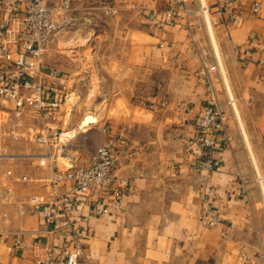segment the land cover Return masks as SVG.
Instances as JSON below:
<instances>
[{"label":"crops","instance_id":"0c3cea01","mask_svg":"<svg viewBox=\"0 0 264 264\" xmlns=\"http://www.w3.org/2000/svg\"><path fill=\"white\" fill-rule=\"evenodd\" d=\"M255 1L262 3L259 12L252 10ZM234 2L236 19L212 13L226 81L209 68L213 48L204 27L190 30L182 19L163 29L151 19L166 0H71L68 17L75 24L91 21L86 34L93 58L81 61L98 68V96L110 99V107L98 121L72 108L71 152L47 166L39 158L49 147L29 136L40 124L36 117L24 116L32 130L25 129L22 138L4 135L9 126L0 127V192L13 190L0 201V264H41V248L61 252L68 233L61 226L69 217L83 226L81 264H264V187L254 166L264 174V0ZM113 3L118 14H103ZM59 74L61 87L70 91L71 76ZM83 76L90 88L92 71ZM180 102L196 109L217 104L224 112L231 140L219 137L223 149L201 155L213 158L212 170L192 168L197 154L183 157L196 128L193 114L178 109ZM108 140L129 145L115 172L132 185L122 194L119 212L97 217L89 198L50 181L64 159L68 167L89 164ZM65 194L70 199L59 205L58 227L52 229L45 224L48 204ZM33 196L38 203L30 201ZM209 207L222 218L213 227L200 222L201 211Z\"/></svg>","mask_w":264,"mask_h":264},{"label":"built area","instance_id":"2783aa9c","mask_svg":"<svg viewBox=\"0 0 264 264\" xmlns=\"http://www.w3.org/2000/svg\"><path fill=\"white\" fill-rule=\"evenodd\" d=\"M234 0H166V6L160 11L151 13V19L160 28L184 23L190 30L196 26L204 27L213 48L209 68L223 75L222 57L214 46L213 27L218 21L212 17L214 11L221 14H233ZM261 1H255L252 10L259 12ZM72 11L71 0H61L53 6L44 0H0V127L9 126L4 135L22 138L27 128L24 116L36 117L40 124L34 129V140L49 147L40 156V165L54 163L58 155L68 150V145L76 134L71 129L64 130L62 112L67 101V89L61 87L59 70L55 67L45 68L43 53L49 44H53L57 36L75 23L68 17ZM115 6L107 12H116ZM224 76V75H223ZM228 103L237 116L236 100L227 86ZM64 86V85H63ZM62 88V89H61ZM178 109L193 114L196 134L186 141L184 158H194L192 168L196 170H212L213 158H202L206 151L223 149L218 140L230 141L224 112L217 104H202L198 109L185 102L178 103ZM65 111V110H64ZM5 118V119H4ZM4 119V121L2 120ZM2 120V121H1ZM59 125H56V123ZM196 149H195V148ZM201 152V153H200ZM203 152V153H202ZM130 147L125 142L108 140L100 145L91 161L86 165L60 168L54 172L50 183L56 187H69L70 192L89 198L94 216L102 217L122 209V194L131 188V179L116 174V166L120 157L129 155ZM8 175L13 176L9 171ZM22 180L27 177L23 176ZM12 188L7 187L0 192V201L12 195ZM69 195L61 196L56 202L48 204L45 224L56 229L58 227V207L69 201ZM38 203V197L30 199ZM88 217L83 218L87 221ZM222 221L221 216L211 207L204 208L200 214V222L213 227ZM68 230L65 235L63 250L54 253L49 248L38 250V261L41 264H81L79 256L83 250L84 230L76 217H69L64 225Z\"/></svg>","mask_w":264,"mask_h":264},{"label":"rangeland","instance_id":"374dc122","mask_svg":"<svg viewBox=\"0 0 264 264\" xmlns=\"http://www.w3.org/2000/svg\"><path fill=\"white\" fill-rule=\"evenodd\" d=\"M95 4L98 5V2H95L94 6ZM106 6H115V9H117V11L107 12V9L109 8L108 7L107 9L103 10V14H118V8L114 3ZM92 10L98 11L99 9L94 8ZM96 14L100 13L96 12ZM89 29H91V21L85 20L84 22L74 24L72 27L63 30L57 36L55 42L53 44H49L43 53V59L47 66L55 67L62 72H66L69 77L71 76V80L68 81L70 91L67 90V93H70V95L67 97V103L65 105L68 111V117L64 119L63 125L64 130L71 129V134L76 133V130H74V128L70 127V124H68L70 118L72 117V115L70 114L72 108L73 110L76 108L79 112H83V115L86 114L87 117L88 115H90L88 118H90L91 120L98 121L99 113L103 110L108 109L111 102L110 99L103 100L98 96L100 88L97 79L98 68L92 64L91 66H83V63L81 61L84 57L88 58L89 60L93 58L92 48L88 44L90 36H87L86 34ZM213 42L214 46L217 49L218 43L216 42L215 35ZM90 70L92 71L93 78L91 86L90 88H88L86 84H83V81L85 79L83 75L90 74ZM223 75L226 81H228V76L225 70L223 71ZM67 147L68 150H66L64 154L58 155V158L70 154V149H72L73 146L69 144ZM78 147L81 148L82 146ZM63 162L64 163L61 165V168L69 166L65 159ZM254 166L256 170L257 183L264 187V174L261 171L262 169L258 164H255Z\"/></svg>","mask_w":264,"mask_h":264}]
</instances>
